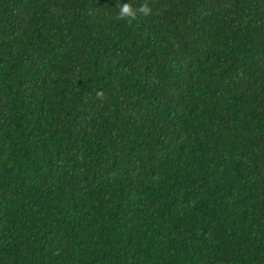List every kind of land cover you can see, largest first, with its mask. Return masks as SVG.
Wrapping results in <instances>:
<instances>
[{
  "label": "trees",
  "instance_id": "trees-1",
  "mask_svg": "<svg viewBox=\"0 0 264 264\" xmlns=\"http://www.w3.org/2000/svg\"><path fill=\"white\" fill-rule=\"evenodd\" d=\"M128 2L0 0V264H264V0Z\"/></svg>",
  "mask_w": 264,
  "mask_h": 264
},
{
  "label": "clouds",
  "instance_id": "clouds-1",
  "mask_svg": "<svg viewBox=\"0 0 264 264\" xmlns=\"http://www.w3.org/2000/svg\"><path fill=\"white\" fill-rule=\"evenodd\" d=\"M117 11H116V19H124L127 18L129 22L137 19V15L148 16L151 12L148 4L146 2H142L138 8H133V6L126 0L124 3H120L117 0ZM100 93H97V96H100Z\"/></svg>",
  "mask_w": 264,
  "mask_h": 264
}]
</instances>
